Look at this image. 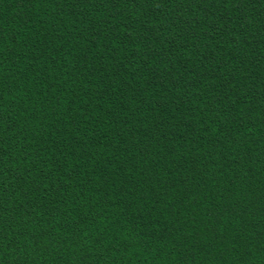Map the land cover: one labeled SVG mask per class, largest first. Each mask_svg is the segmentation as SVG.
Listing matches in <instances>:
<instances>
[{
    "label": "trees",
    "instance_id": "obj_1",
    "mask_svg": "<svg viewBox=\"0 0 264 264\" xmlns=\"http://www.w3.org/2000/svg\"><path fill=\"white\" fill-rule=\"evenodd\" d=\"M0 264H264V0H0Z\"/></svg>",
    "mask_w": 264,
    "mask_h": 264
}]
</instances>
